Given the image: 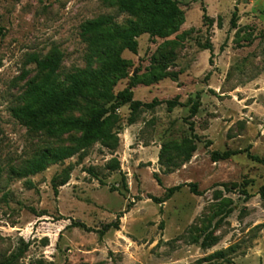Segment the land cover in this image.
I'll use <instances>...</instances> for the list:
<instances>
[{"label": "rangeland", "instance_id": "obj_1", "mask_svg": "<svg viewBox=\"0 0 264 264\" xmlns=\"http://www.w3.org/2000/svg\"><path fill=\"white\" fill-rule=\"evenodd\" d=\"M177 1L185 15L180 30L167 38L141 35L138 53L123 52L128 66L109 96L81 98L64 116L86 118L93 106L110 105L127 87L136 100L162 103L141 108L133 124L129 104L121 106L116 149L98 141L20 178L13 168L44 147L70 145L80 136L50 138L12 116L24 102V73L38 72L30 55L59 49L66 85L68 74L89 64L82 25L102 14L122 24L129 16L103 0H0V264H264V162L246 152L211 158L212 151L227 149H250L264 158V0ZM207 42L213 51L205 49ZM91 62L99 65L96 58ZM156 73L168 77L147 84ZM197 99L199 111L191 116ZM170 100L180 104L170 109ZM176 145L196 150L184 160ZM114 158L118 169L110 166ZM68 167L70 180L56 194L53 180L59 183ZM184 183H196L202 194L185 185L162 203L154 199ZM124 211L120 228L101 238L98 229ZM221 250L225 258L208 260Z\"/></svg>", "mask_w": 264, "mask_h": 264}, {"label": "trees", "instance_id": "obj_2", "mask_svg": "<svg viewBox=\"0 0 264 264\" xmlns=\"http://www.w3.org/2000/svg\"><path fill=\"white\" fill-rule=\"evenodd\" d=\"M103 1L115 4L118 12L127 14L129 18L122 24L117 21L113 14H102L82 25V34L88 41L89 64L68 74L66 85H63L60 79L59 70L64 56L59 49H54L44 57L32 54L28 59L30 63L36 65L38 72L32 77H27L28 72L24 73L23 77L27 78L24 102L11 109L12 116L29 130L42 132L50 138L61 139L64 135L73 133H80V136L70 145L44 147L40 153L27 159L23 166L11 170V173L16 177L23 178L42 173L51 165L63 163L66 159L73 157L98 141L116 149L119 144V132L114 129L118 121L117 110L121 106L129 104L131 110L129 123L133 124L141 108L152 109L162 103L158 99H154L150 103L136 100L133 90L127 87L117 93L110 105L93 106L86 118L64 116L65 112L79 104L81 98L90 96L95 99L109 96L110 91L116 85L117 77L123 75L128 66V60L123 57V52L129 50L132 53H138V38L141 35L149 34L153 37L167 38L176 34L185 22L184 11L177 0ZM203 19L209 27L214 25V19L207 13L206 7H203ZM237 21L238 13L236 10L231 19L232 27L236 26ZM205 49L213 51L212 44L207 42ZM94 58L99 61L97 67L93 66L91 62ZM167 77L166 73L153 74L147 84ZM167 103L170 109L180 104L177 100H170ZM199 106L200 101L198 99L192 103L191 116L198 113ZM190 130L192 132L195 130L192 121L190 122ZM193 134L195 137L197 136L195 133ZM189 141L190 139H185L184 143L187 144ZM168 146L165 145L162 154L167 151ZM195 150L196 145H176V151L179 154H184V160H189ZM243 152L258 162H264V158L253 155L250 149L216 150L211 152V158L216 162L229 159ZM172 157L169 154L167 160L173 161ZM110 166L112 169H118L120 162L114 158L111 160ZM71 171L72 167L66 168L63 171L64 177L59 183L54 178L53 187L56 194H58L60 186L65 185L70 180ZM90 172H92L91 169ZM157 180L161 184V180ZM27 184L33 186V182L30 180L27 181ZM185 185L190 186L196 194H202L196 183H184L169 187L163 198L155 197L154 199L158 203H162ZM261 194L264 197V189ZM130 207L131 204L127 210ZM125 212H120L115 221L98 229L101 238L111 229L120 228V219ZM72 226L94 231L93 228L78 221H73ZM203 244L209 247L214 242L208 244L204 241ZM225 252L221 250L213 253L208 257V260L225 258ZM22 253L23 250H20V253L13 255L10 262L15 261Z\"/></svg>", "mask_w": 264, "mask_h": 264}]
</instances>
